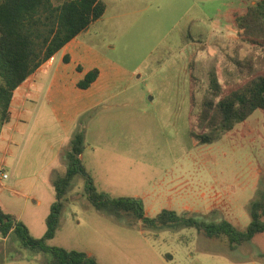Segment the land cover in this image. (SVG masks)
<instances>
[{"label": "rangeland", "instance_id": "374dc122", "mask_svg": "<svg viewBox=\"0 0 264 264\" xmlns=\"http://www.w3.org/2000/svg\"><path fill=\"white\" fill-rule=\"evenodd\" d=\"M132 2L111 1L80 35L130 73L133 85L122 97L142 102L107 127L123 165L113 168L119 176L101 187L115 198L141 196L149 217L173 209L211 221L224 219L211 209H218L219 189L229 184L235 190L224 195L227 217L243 229L251 220L250 202L264 194L263 169L253 174L264 168L263 116L256 111L247 120L257 131L254 141L223 137L202 143L198 135L203 130L193 126L190 104L192 94L199 102L221 70L248 52L250 46L230 23L231 12L242 13L245 5L242 0H135V7H127ZM44 116L47 138L32 133L15 139L17 145L11 144L0 167V175L8 176L0 177V208L24 220L32 217L36 238L45 232L40 217L54 198V188L46 180L41 183L45 173L36 174L49 155L48 142L57 140L55 117L49 110ZM89 156L86 150L84 161ZM4 238L0 234V264H47L48 253L24 246L12 230ZM47 244L86 252L98 264H264V232L231 248L226 239L208 238L192 227L152 231L129 225L91 205L81 174L73 178Z\"/></svg>", "mask_w": 264, "mask_h": 264}, {"label": "trees", "instance_id": "16d2710c", "mask_svg": "<svg viewBox=\"0 0 264 264\" xmlns=\"http://www.w3.org/2000/svg\"><path fill=\"white\" fill-rule=\"evenodd\" d=\"M0 0V129L10 118L13 91L37 67L49 60L67 42L85 31L105 12L102 0ZM245 10L232 11L230 20L238 35L250 46L248 52L221 70L220 78L203 91L201 99L191 95L192 124L203 130L202 143L213 142L230 133L254 111L264 114V0H242ZM98 69L88 71L77 82L85 89L98 76ZM221 79V80H220ZM193 85L195 84L192 77ZM86 115L78 118L68 148L64 152L65 170L53 180L55 199L45 218L44 234L33 237L26 225L0 208V234L12 230L24 246L48 253L47 264H98L83 251L49 246L59 226L64 200L72 189L76 174L84 178V193L91 205L129 225L140 224L143 229L195 228L208 238L226 239L229 247L244 244L264 232V194L249 204L251 220L241 229L221 219L208 221L191 214H178L163 209L156 216L144 213L142 200L137 197H110L99 191L84 167L80 155L85 147Z\"/></svg>", "mask_w": 264, "mask_h": 264}, {"label": "crops", "instance_id": "0c3cea01", "mask_svg": "<svg viewBox=\"0 0 264 264\" xmlns=\"http://www.w3.org/2000/svg\"><path fill=\"white\" fill-rule=\"evenodd\" d=\"M53 1L55 2L56 0ZM102 1L106 5V12L110 2L117 0ZM132 1V5H127V7H135V0ZM81 33L67 42L49 60L37 67L13 91L9 107L10 118L0 129V146L3 145V149L1 148L3 153L0 151V167L3 168V164L5 163L4 155L5 152L9 151L11 144L17 145L14 142L15 139L20 140L29 137L32 133L45 139L47 138L48 132L43 121L46 120L44 112L49 110L57 121V140L56 142H48L49 155L44 156L42 166L39 167L36 174L44 172L45 174L41 183H44V180H46L49 186L53 187L52 182L57 174L61 172L59 171L60 168H65L66 165L62 151L68 146L69 140L75 131L78 118L86 115L87 120L84 127L85 147L80 158L81 161H84V153L86 150H89V159L88 161H84L83 165L90 174L96 188L106 193L101 187L102 184L114 176H119L112 174V170L113 168L121 169L123 165L119 161L122 154L121 150L117 144L116 146L112 145L111 137H107L109 136L107 134V127L113 122L111 120H114V118L119 119L122 115L126 117L131 106H142V102L137 104L134 98L122 97L128 87L133 85V82L129 80L130 73L95 46L86 43L87 41L81 38ZM93 68H97L99 71L96 79L85 89L77 87V82ZM190 82L192 86V77L190 78ZM190 105L192 110V101ZM139 110L143 111V108ZM260 114L263 116L262 129L264 130V114L262 112ZM248 118L242 123L237 124L230 133L221 138L240 140L249 138V141L256 140L257 131L254 129L253 124L250 126L247 123ZM38 120L41 123L37 124ZM189 121L191 122V119ZM107 157H115L116 161L107 160ZM261 169H263L264 173V168L260 167L253 174L259 175ZM0 177L2 178L1 175ZM26 177L23 176V178ZM35 182H37V178L32 180V184ZM234 190L235 188L230 187L229 184L219 189V197L216 201V208L219 210L211 209L213 210L212 215L224 216V219L233 225L234 223L227 217L228 211L224 195L225 193L232 194ZM53 194L54 198L48 200L46 211L40 217L41 219L43 217L45 220L49 212L50 205L55 199V192ZM252 196L253 193L245 199L250 202ZM137 198L142 200L144 213L148 216L144 199L141 196ZM175 212L178 213L177 211ZM15 217L26 225L33 236L34 234L29 225L32 217L25 220L21 219L20 214ZM39 230L42 229L39 228ZM3 239L5 238L3 237Z\"/></svg>", "mask_w": 264, "mask_h": 264}, {"label": "built area", "instance_id": "2783aa9c", "mask_svg": "<svg viewBox=\"0 0 264 264\" xmlns=\"http://www.w3.org/2000/svg\"><path fill=\"white\" fill-rule=\"evenodd\" d=\"M1 176H2V178H6V174L5 173H3V174H1Z\"/></svg>", "mask_w": 264, "mask_h": 264}]
</instances>
